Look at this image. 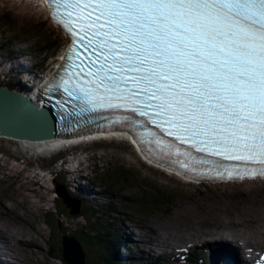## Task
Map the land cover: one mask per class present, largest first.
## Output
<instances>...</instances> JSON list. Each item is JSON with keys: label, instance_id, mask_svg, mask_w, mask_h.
<instances>
[{"label": "snow or ice", "instance_id": "obj_1", "mask_svg": "<svg viewBox=\"0 0 264 264\" xmlns=\"http://www.w3.org/2000/svg\"><path fill=\"white\" fill-rule=\"evenodd\" d=\"M83 2L48 0L53 20L73 37L71 10ZM85 12L92 17L85 32L100 25L88 37L98 58L91 74L99 77L98 88L114 93L87 100L93 109L125 107L157 127L166 125L161 131L180 144L259 165L248 171L264 176V0H90ZM129 73L135 89L128 87ZM68 83L57 86L67 90ZM121 100L129 103H113ZM136 104L151 107L157 119ZM148 135L181 168L196 162L176 144ZM218 175L233 177L227 169Z\"/></svg>", "mask_w": 264, "mask_h": 264}, {"label": "rangeland", "instance_id": "obj_2", "mask_svg": "<svg viewBox=\"0 0 264 264\" xmlns=\"http://www.w3.org/2000/svg\"><path fill=\"white\" fill-rule=\"evenodd\" d=\"M0 15L8 22V28L0 25V87L13 91L27 87L22 80L20 82L19 77L14 78L12 74L5 73L7 68L21 65L17 61L21 56L27 57L25 60L31 62L33 70L39 69V76L51 75L57 57L65 47L66 39L48 19L46 12L33 0H0ZM21 27L37 30V35L25 36L17 33V29ZM37 36L41 39L32 38H38ZM14 49H19L21 54L18 51L9 53ZM17 71L22 72L21 69ZM69 152L74 157L80 156L85 161V166L86 163L89 164L86 169L81 166L76 177L80 176L81 184L88 180V187L97 194L96 200H84L82 204L81 201L73 200L78 199L72 193L73 189L68 193L64 176L75 167V163L68 164V170L61 167L59 162L53 164L54 160L65 158V152L55 158H46L24 150L18 143L0 139V224L12 223L19 230L34 234L38 242V248L33 245L29 249L30 253L17 247L18 258L24 264H67L60 259L61 238L64 235L79 240L84 250L85 264H107V252L112 256L108 264H112L117 257L112 247L118 249V244H110L117 236L131 240L126 245V250L120 249L119 253L117 250L118 257L126 256L147 251V247H155V243L151 241H145V245L142 243L139 246L138 242L147 237L156 239L164 236V230L170 225V240L173 244V235L183 230L184 235L192 224L197 228L198 225L214 226L209 223H206L208 226L200 225V222L208 216L213 217L215 213L228 215L223 217L224 225L228 223V219L239 222L230 227L232 232L239 235L241 243L238 245L249 246L253 251L254 248L264 251L263 182L224 186L183 184L144 165L129 144L118 140L85 144ZM112 168L124 171V176L119 173V177L124 179L116 178L112 181ZM61 186L72 203H80L76 216L69 215L68 209L59 198L57 190H61ZM153 195L157 198L156 203L151 200ZM244 211H252L253 216L243 214ZM255 223L259 225L246 226ZM92 229H101L103 233L99 242L95 240L94 243L87 244L83 233ZM226 240L229 244L233 238L228 235ZM157 241L162 243L158 239ZM230 245L235 246L234 243ZM174 247L178 246L175 244ZM156 250L158 252L155 254ZM198 251L190 242H186L180 251L165 248L164 253L173 255L165 254L166 259L168 258L166 261L163 257L160 258L162 255L155 248L152 260L129 264H189L190 260H186L184 255Z\"/></svg>", "mask_w": 264, "mask_h": 264}, {"label": "bare ground", "instance_id": "obj_3", "mask_svg": "<svg viewBox=\"0 0 264 264\" xmlns=\"http://www.w3.org/2000/svg\"><path fill=\"white\" fill-rule=\"evenodd\" d=\"M5 50H7V48ZM15 51H18L21 54L19 49H14V51L13 50L11 52L9 51V53H12ZM21 57L22 58L17 59V61L19 63H21V65L18 64L14 67L7 68L5 73L12 74V76L14 78L19 77L20 82L22 80L24 82V84L27 85V87L25 89L22 87V88H20V90L19 89L15 90V92L22 94L24 96H27V97H33L35 93L32 90H37L39 88L38 84L36 82V79L39 76L38 75L39 69L34 68L35 70H33V68L31 67V62H28L25 60L27 57L26 56H24V57L21 56ZM10 58H12V54L10 55ZM6 60H8V59H6ZM1 62L2 61L0 59V65H2ZM17 69H21L22 72L17 71ZM40 93H41L42 98H45L48 92H41L40 91ZM35 96H36V94H35ZM31 100L34 101L33 98H31ZM38 103H41V101L38 100ZM0 139H2V137H0ZM3 140H8V141H12L14 143H18L19 145L23 146L24 150H28L30 152L37 154V155H39V153L49 151V149L51 147L58 145L62 141V139H59V140L54 139V140L43 141V142H39V143H30V142H23V141H18V140H14V139H8V138H3ZM123 144H125V143H123ZM78 174L79 173L76 172L75 170H73V172H68L66 174L65 185H66L67 189L68 190L73 189V190H78V191L82 192L87 201L96 200L97 194L93 191V189H90V187H88L86 185V183H84V185H82L80 183V176L76 177V175H78ZM211 205H213V204H211ZM211 207H213V206H211ZM222 207H223V205H222ZM192 208H193V206H192ZM244 210H245V208H244ZM205 212H206V210H205ZM217 212H219V211H217ZM202 213H203V211H202ZM243 214H248L249 216H253L252 211H244ZM226 215L227 214H223V213H215V215L213 217L208 216L206 219H204L200 222V225H207L206 223H209V225H214V226L201 227L198 225V228H197V226L192 224L189 228V231L187 233H185L184 235H183L184 230L181 232H178V233L176 232L173 235V237L175 238V244L178 247L182 248V246L185 245L186 242H190L193 247L197 248L200 251L201 256H202V253H203V255H205L207 248H209L213 245H216L218 247L217 248L218 253L216 254V257H217V261L219 263H225L226 262L228 264H242V256L245 255V250H243V248L240 245H238L241 243V240L239 239V235L230 230V227L235 226V224H238L239 222L233 221L232 219H228V223L226 225H224L223 224L224 223L223 217ZM227 217H228V215H227ZM178 220H180V219H178ZM259 223L246 224V226H258ZM223 226H226V228L225 227L223 228ZM170 227H171V225L167 229L164 230V233H163L164 236L157 237L156 239L147 237V239L145 238V239L139 240L138 246L142 245V243H143V245H145L144 244L145 241H151V242L155 243V247H147L148 248L147 251H141V252L139 251L137 253L129 254L126 256L120 255L118 257L119 249H116L115 257L117 255L118 258L116 257V259L114 261L115 264H129L130 262H135V261H140V260L141 261L151 260L154 257V256L152 257V253H154L155 248H158L160 254L162 255V257L164 258L165 261L168 260V258L166 259V256H165L166 253H164L165 248L169 247L172 249H176V248H174L175 244H173V242H171V240H170V235H171V232L169 231ZM201 229H203V230H201ZM155 235H157V234L155 233ZM228 235H230L233 238V243L235 244V246L230 245V243L228 244V240H226V236H228ZM120 237L122 239H124V242H120V246H121V248H123V247L125 248L126 245L128 243H130L131 240L129 238L127 239V238L122 237V236H120ZM157 239L160 240L162 243H159L157 241ZM37 243L38 242L36 241V237L34 236V234L29 233L26 230H19L12 223L11 224H8L6 222L1 223L0 224V264H13V262H14L11 259V257L9 256V254L7 253V246H9L8 248H10L9 249L10 254L17 258L18 264H24L23 260H20L18 258L19 254L17 253V250H16L17 247H21L23 250L29 252V249H31V247H33V245H35V247L37 246V248H38ZM117 250H118V253H117ZM156 252H158V251L156 250ZM34 256L36 257V255H34ZM220 258H221V261L218 260ZM202 259H206V258L202 257ZM119 260H121V262ZM175 264H179V263H175Z\"/></svg>", "mask_w": 264, "mask_h": 264}, {"label": "water", "instance_id": "obj_4", "mask_svg": "<svg viewBox=\"0 0 264 264\" xmlns=\"http://www.w3.org/2000/svg\"><path fill=\"white\" fill-rule=\"evenodd\" d=\"M62 121L52 110H41L29 97L0 87V137L30 143L58 139L63 129ZM57 194L69 215L76 216L80 203H72L63 187ZM61 243L62 258L67 264H85L84 250L76 238L64 235Z\"/></svg>", "mask_w": 264, "mask_h": 264}, {"label": "trees", "instance_id": "obj_5", "mask_svg": "<svg viewBox=\"0 0 264 264\" xmlns=\"http://www.w3.org/2000/svg\"><path fill=\"white\" fill-rule=\"evenodd\" d=\"M0 25H2L3 27H5V28H8V22H7V20L4 18V17H2L1 15H0ZM37 30H29V29H26V28H24V27H21V28H18L17 29V33H19V34H21V35H25V36H36L37 35ZM38 38H35V37H32V38H34V39H41V38H39V36H37ZM43 41L45 42V43H47L46 42V40L45 39H43ZM12 90V89H11ZM112 171L114 170V173H113V175H112V177H111V180L113 181L114 179H116V178H119V179H124V178H120L119 177V173L121 174V175H123L124 176V171H122L121 169H115V168H112L111 169ZM144 187H146V186H144ZM146 190H148V191H151L149 188H146ZM153 191H155V190H153ZM156 192V191H155ZM151 200H153L154 201V203H156V200H157V198L155 197V195H153V197H151ZM83 204V203H82ZM97 232V233H96ZM102 233H103V231L101 230V229H92V230H90V231H85L83 234H84V236H85V238H86V243L87 244H92V243H94V241L96 240L97 242H99V237H101L102 236ZM118 240V241H117ZM102 242H105V240H103ZM120 242H124V239H122L120 236H117L116 237V240L114 241V242H112L111 244H110V246H113V244H118L117 245V247H119L120 246ZM101 243V242H100ZM115 247H112V249L114 250V253L116 252V249H114ZM108 253V260H106V263L108 264L109 262H110V259L112 258V256H111V254L109 253V252H107ZM194 259H192L193 260V264H205L203 261H202V259H201V256L199 255V259H196L195 258V256L193 257ZM61 259V261L63 260L62 258H60ZM114 260H115V258H114ZM198 260H201V262H199ZM192 262V261H191ZM112 264H115V262L113 261V263Z\"/></svg>", "mask_w": 264, "mask_h": 264}]
</instances>
